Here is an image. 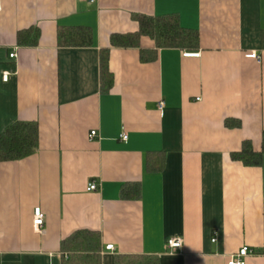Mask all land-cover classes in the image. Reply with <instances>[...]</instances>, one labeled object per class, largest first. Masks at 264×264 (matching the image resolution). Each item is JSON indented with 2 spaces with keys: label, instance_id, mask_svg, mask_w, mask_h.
Returning <instances> with one entry per match:
<instances>
[{
  "label": "crops",
  "instance_id": "obj_1",
  "mask_svg": "<svg viewBox=\"0 0 264 264\" xmlns=\"http://www.w3.org/2000/svg\"><path fill=\"white\" fill-rule=\"evenodd\" d=\"M137 15L176 17L196 47L111 44ZM79 28L86 43L69 44ZM16 121L37 124L38 146L0 161V264H68L81 249L99 264H227L244 246L245 264H264V152L231 157L263 145L264 0H0V134Z\"/></svg>",
  "mask_w": 264,
  "mask_h": 264
},
{
  "label": "trees",
  "instance_id": "obj_2",
  "mask_svg": "<svg viewBox=\"0 0 264 264\" xmlns=\"http://www.w3.org/2000/svg\"><path fill=\"white\" fill-rule=\"evenodd\" d=\"M135 19L138 22V30L132 34H114L111 36V44L128 46L144 35L152 38L159 47H179V48H194L197 45V32L195 30L185 29L181 27L178 20L174 16L169 17H154L147 15H137ZM90 34L87 30L79 28L77 30V40L67 38L68 43L79 41L81 44L86 43ZM18 42H28L26 32L18 33ZM35 37L30 40V43L35 42ZM101 79L103 89L107 90L112 84V75L108 70L107 55L103 52L101 56ZM38 146V128L35 122L16 121L7 127L0 134V161L1 160H18L33 154ZM264 152V133L263 145L260 151H254L249 142H244L242 148L238 152L232 153L231 157L235 160L242 161L246 165H259L262 153ZM80 234L86 232H76L71 237L77 239ZM83 253H78L74 261L68 264H99L98 256L93 253L90 256L84 249ZM136 264H157L155 258L143 257L142 261Z\"/></svg>",
  "mask_w": 264,
  "mask_h": 264
},
{
  "label": "built area",
  "instance_id": "obj_3",
  "mask_svg": "<svg viewBox=\"0 0 264 264\" xmlns=\"http://www.w3.org/2000/svg\"><path fill=\"white\" fill-rule=\"evenodd\" d=\"M90 1V0H89ZM185 56H198L199 53H186L184 54ZM10 57H15L16 54L15 52L10 53L9 55ZM246 57L248 58H252V59H259V56L257 55V53L255 51H251L249 53L246 54ZM8 78V74L4 73L3 74V79L7 80ZM163 102H159V107H162ZM97 136V132L95 130H91L89 133V138H94ZM123 140L126 139V134L122 133L120 136ZM97 188L96 184L94 182H90L88 184L87 189L88 190H95ZM44 219L45 216L41 210L40 207H35L33 209V218H32V225L33 228L36 231H39V229L42 227L43 223H44ZM214 240V239H213ZM182 246V242L180 239L178 238H171L167 241V247L175 250V249H179ZM112 246L108 245L107 249H111ZM252 253L251 249L247 248V247H241L239 248L236 252L232 253L229 255L228 260H227V264H245V258Z\"/></svg>",
  "mask_w": 264,
  "mask_h": 264
}]
</instances>
